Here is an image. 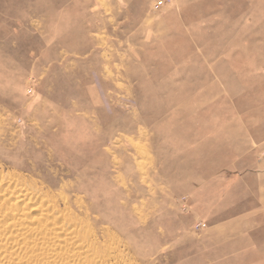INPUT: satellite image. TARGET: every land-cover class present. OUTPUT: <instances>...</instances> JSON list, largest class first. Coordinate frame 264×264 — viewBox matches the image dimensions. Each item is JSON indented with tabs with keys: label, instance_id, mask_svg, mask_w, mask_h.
<instances>
[{
	"label": "rangeland",
	"instance_id": "rangeland-1",
	"mask_svg": "<svg viewBox=\"0 0 264 264\" xmlns=\"http://www.w3.org/2000/svg\"><path fill=\"white\" fill-rule=\"evenodd\" d=\"M0 264H264V0H0Z\"/></svg>",
	"mask_w": 264,
	"mask_h": 264
},
{
	"label": "bare ground",
	"instance_id": "bare-ground-1",
	"mask_svg": "<svg viewBox=\"0 0 264 264\" xmlns=\"http://www.w3.org/2000/svg\"><path fill=\"white\" fill-rule=\"evenodd\" d=\"M8 190V189H7ZM11 192L13 193V191L11 190Z\"/></svg>",
	"mask_w": 264,
	"mask_h": 264
}]
</instances>
